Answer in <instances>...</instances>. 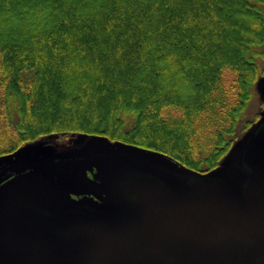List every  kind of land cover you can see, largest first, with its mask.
<instances>
[{"label": "trees", "instance_id": "1", "mask_svg": "<svg viewBox=\"0 0 264 264\" xmlns=\"http://www.w3.org/2000/svg\"><path fill=\"white\" fill-rule=\"evenodd\" d=\"M263 83L264 0H0V157L102 137L209 173Z\"/></svg>", "mask_w": 264, "mask_h": 264}, {"label": "water", "instance_id": "2", "mask_svg": "<svg viewBox=\"0 0 264 264\" xmlns=\"http://www.w3.org/2000/svg\"><path fill=\"white\" fill-rule=\"evenodd\" d=\"M101 140L99 152L54 155L25 170L0 164V184L79 164L108 198L72 192L69 208L53 210L35 188L9 192L0 198V264H264V116L238 155L244 177L235 184L216 174L220 167L201 173ZM113 159L122 165L104 171L100 163Z\"/></svg>", "mask_w": 264, "mask_h": 264}, {"label": "rangeland", "instance_id": "3", "mask_svg": "<svg viewBox=\"0 0 264 264\" xmlns=\"http://www.w3.org/2000/svg\"><path fill=\"white\" fill-rule=\"evenodd\" d=\"M230 75L229 72L225 75V84L230 83L232 76ZM262 85L260 86L259 84L256 87L255 97L252 99L247 112L244 114L243 122L245 120L253 121L256 114L264 115V98L261 94ZM241 129L242 126L239 127V130ZM248 132L249 131H246L241 135L240 140L233 148L230 158L220 166L219 169L221 170H216L218 176L225 178L230 183L235 184L236 181L244 177V173L239 167L238 155H240L242 148L249 139L251 130L249 133ZM101 139L102 138L97 137L76 136L70 140L61 141L50 137L40 142L26 145L13 154L0 157V164L5 160H11L13 166L15 163L18 164L17 162H23L24 165L19 170H25L30 168V164L43 161L54 155L66 158H72L71 156H83L103 150V148H99L101 145L100 142L104 144ZM122 163L123 162L120 160H104L100 163V166L104 171H107L108 169L121 166ZM89 177L88 180H91ZM32 188H35V190L43 196L49 207L53 210H64L69 208L71 203L76 200L75 196L71 195V193L78 191L91 192L93 195L98 194L103 200L108 201L105 194L100 193L97 188L83 178L80 165L74 163L55 164L37 172H25L16 178V180L3 181V183L0 184V198L12 191L17 192Z\"/></svg>", "mask_w": 264, "mask_h": 264}]
</instances>
